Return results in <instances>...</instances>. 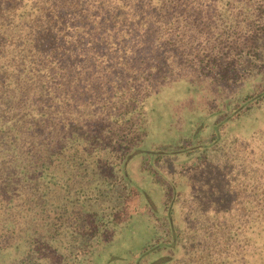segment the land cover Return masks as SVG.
<instances>
[{
    "label": "trees",
    "instance_id": "trees-1",
    "mask_svg": "<svg viewBox=\"0 0 264 264\" xmlns=\"http://www.w3.org/2000/svg\"><path fill=\"white\" fill-rule=\"evenodd\" d=\"M0 264H264V0H0Z\"/></svg>",
    "mask_w": 264,
    "mask_h": 264
},
{
    "label": "rangeland",
    "instance_id": "rangeland-1",
    "mask_svg": "<svg viewBox=\"0 0 264 264\" xmlns=\"http://www.w3.org/2000/svg\"><path fill=\"white\" fill-rule=\"evenodd\" d=\"M168 111H169V109L167 110V113H169ZM166 121H168V122H172V121H173V118H170V117L166 116V118H165V122H166ZM174 134H175V133H170V134L168 135V137H170L171 139H170V141H166V142L175 143L174 140L177 139V136L174 135Z\"/></svg>",
    "mask_w": 264,
    "mask_h": 264
}]
</instances>
